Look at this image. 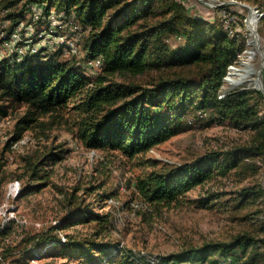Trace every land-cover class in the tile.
I'll use <instances>...</instances> for the list:
<instances>
[{"label":"trees","instance_id":"16d2710c","mask_svg":"<svg viewBox=\"0 0 264 264\" xmlns=\"http://www.w3.org/2000/svg\"><path fill=\"white\" fill-rule=\"evenodd\" d=\"M19 1L1 0L2 6L10 9L6 18L12 29L26 18L31 4H45L46 14L52 8L62 10L85 29L86 51L92 57L102 56L104 65L100 75L90 78L74 64L58 60L47 48L25 55L21 61H0V99L8 102L0 104V121L9 108L25 107L12 139L18 140L35 123L43 133L68 125L86 148L121 151L134 158L145 156L152 147L180 133L185 109L196 107L207 116L206 106L216 109L217 117L236 128L252 127L257 131L243 145L227 152L207 153L187 164L159 166L161 160L153 161L154 170L139 177L136 186L142 197L161 206L179 201L193 187L211 179L217 168L239 172L251 168L250 164H242L245 157L264 159V90L237 89L224 98L218 97L227 69L241 49L221 22L191 16L178 0H26L13 11ZM174 36L184 42L173 47L168 40ZM117 75L128 79L117 82ZM75 102L78 112L71 118L67 113ZM52 156L60 157L50 153L46 159ZM41 166H33L35 178ZM263 192L257 186L243 188L237 192L236 203L247 207L248 199ZM104 196L109 197L104 194L99 198ZM66 219L95 222L103 229L112 224L109 213L77 207L47 230L23 237L19 244L25 248L18 251L19 244L3 248L0 259L5 260L9 253L30 259L52 251L75 255L77 250L87 260L78 264H112L118 256H123L118 264H205L213 252L194 249L152 259L149 254L138 255L124 246L119 248L120 242L112 244L100 237L78 240L65 234L66 240H62L59 231L67 225ZM6 227L0 228V235L5 237L9 233ZM261 243L264 241L254 236L240 234L211 248L235 261L249 248L263 247ZM212 263L218 264L216 260Z\"/></svg>","mask_w":264,"mask_h":264},{"label":"rangeland","instance_id":"374dc122","mask_svg":"<svg viewBox=\"0 0 264 264\" xmlns=\"http://www.w3.org/2000/svg\"><path fill=\"white\" fill-rule=\"evenodd\" d=\"M25 1L16 2L18 5L13 7V11L20 9ZM178 1L188 8L191 16L221 22L223 29V12L236 15L238 21L234 39L241 47L237 58L241 55L244 60L248 59V42L255 37L260 52L252 56L257 68L254 77L260 78L263 85L264 0ZM253 14L256 22L248 27L247 18ZM85 34L84 29L83 36ZM168 42L174 47L184 42V39L174 36ZM79 45V51L90 56L86 51L84 38ZM46 48L58 60L74 64L90 78L102 73L103 67L97 69L89 65L86 55L65 57L60 49ZM114 79L122 82L128 76L117 75ZM220 89L263 90L254 84L245 83L240 87H233L227 81L222 82ZM77 103L69 107L68 116L77 115ZM0 104L6 105L8 102L0 99ZM195 108L184 110L181 117L182 131L152 147L155 154L149 149L145 156L138 155L134 158L121 151L86 148L68 130V125L55 126L43 133L35 123L21 133L19 145L13 149L9 141L16 136L15 125L24 115L25 107L9 108L8 115L0 121V228L8 225L6 228L9 229L6 237L0 235V256L6 246H14L25 236L47 230L77 207H87L94 213L111 214V226L103 229L98 228L95 222L76 219L69 222L66 219L64 222L67 225L59 234L62 232L78 240L100 237L97 239L104 242H120L127 250L138 255L149 254L153 256L152 259L154 256H171L194 249H212L213 252L208 257L210 262L205 264H214L212 262L215 260L218 264H264V243H261L263 247L249 248L240 257L234 256L235 261L231 256L225 257L211 248L213 244L228 242L240 234H249L264 241V192L263 195L248 199L247 207L240 206L235 199L237 192L243 188L257 186L264 191L263 157H245L242 164H250L251 168H241L239 172L238 169L221 172L217 168L211 179L193 187L180 196L179 201L169 206L149 202L138 191V178L153 171L152 162L157 159L162 161H158L159 166L187 164L207 153L227 152L236 145H243L251 141L257 132L252 127H234L228 120L217 117V110L211 106H206L208 113L204 117L199 116L198 109ZM7 118L12 120L11 125L2 124ZM189 118L194 119L195 125L188 124ZM44 120H48V117ZM50 153H56L60 157L52 156L47 160L46 156ZM33 164L42 165L37 178L32 175ZM15 181L20 182L21 191L17 197L8 198L9 185ZM104 194L109 197L100 199L99 196ZM18 246V251L25 248V245ZM74 253L75 255H71L52 251L42 257L30 256V259L17 253H9L5 260L0 259V264L84 263L86 258L80 251L76 250ZM259 254L261 257H257ZM80 257L83 258L82 261L77 260ZM122 258L123 256H118L112 264H118Z\"/></svg>","mask_w":264,"mask_h":264},{"label":"built area","instance_id":"2783aa9c","mask_svg":"<svg viewBox=\"0 0 264 264\" xmlns=\"http://www.w3.org/2000/svg\"><path fill=\"white\" fill-rule=\"evenodd\" d=\"M44 7L45 4H31L26 17L27 19L25 18L21 20L17 26L12 29L10 27V19L6 18L10 9L3 7L0 0V61L4 59L10 61H21L25 55L38 53L42 50V48L46 47L60 49L62 55L65 57H82L83 55H86L85 53L79 51V42L82 41L84 29L76 18L72 15H67L62 10H57L56 8H52V10L46 14L44 12ZM247 19L248 27H251L253 23L256 22L255 14ZM237 21L238 19L236 15L232 16L230 13L227 14V12H223L222 22L224 29L232 37H236L235 25L237 24ZM247 49L245 50V54ZM86 56L88 58L89 65H92L94 68L100 69L103 66L104 63L102 56ZM244 59L245 58L240 55L235 62L229 65L223 81H227L233 87H240L244 85L240 83L231 84L229 82L230 78H235V76H230L231 70L233 68H239L241 61ZM253 65L254 75H256L257 68L254 62ZM230 92L231 91H222L220 89L218 97L224 98ZM198 115L204 117L206 112L200 111L198 112ZM2 124L11 125L12 120L7 118L4 122H2ZM188 124L195 125L194 119L189 118ZM10 145L14 149L19 145V141L11 139ZM151 152L155 154L154 149H151ZM20 191V182H12L9 185L7 197L15 198L19 195ZM59 235L62 240H66L65 234L60 232ZM123 246L124 245L122 243L119 244V248Z\"/></svg>","mask_w":264,"mask_h":264},{"label":"bare ground","instance_id":"6f19581e","mask_svg":"<svg viewBox=\"0 0 264 264\" xmlns=\"http://www.w3.org/2000/svg\"><path fill=\"white\" fill-rule=\"evenodd\" d=\"M251 11V10H250ZM258 25V24H257ZM250 51L248 50V59L243 60L240 63L239 68H233L231 70L230 76H235V78H230L229 82L231 84H254L256 87L263 86L260 78L254 76V65H253V55H256L260 52V47L258 45L257 39L251 38L249 42ZM253 56V57H252Z\"/></svg>","mask_w":264,"mask_h":264},{"label":"water","instance_id":"95a60500","mask_svg":"<svg viewBox=\"0 0 264 264\" xmlns=\"http://www.w3.org/2000/svg\"><path fill=\"white\" fill-rule=\"evenodd\" d=\"M260 89H263V87H261ZM264 90V89H263Z\"/></svg>","mask_w":264,"mask_h":264}]
</instances>
